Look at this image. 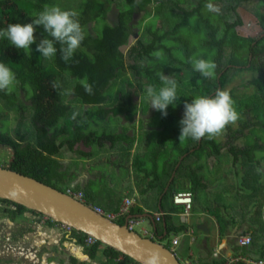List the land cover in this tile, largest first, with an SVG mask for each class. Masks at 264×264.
<instances>
[{
	"label": "trees",
	"instance_id": "1",
	"mask_svg": "<svg viewBox=\"0 0 264 264\" xmlns=\"http://www.w3.org/2000/svg\"><path fill=\"white\" fill-rule=\"evenodd\" d=\"M252 1L0 0V29L6 28L8 24L30 23L45 5H59L62 9L78 11L80 23L86 33L85 40L75 53L74 61L68 63L60 58L59 52L51 58H44L35 50L39 41L47 35L42 26H37L36 43L30 50L17 49L7 39L0 38V61L6 62L13 69L17 77L16 84L25 90L26 95L31 93L28 87L32 91L30 99L25 96L28 101L30 100L29 104L21 99L17 88L10 93L0 91V100L14 111L16 119L15 134H8L2 130L4 120L3 113L0 111V146L12 149V159L6 168L36 178L63 192L68 187L80 189V185H72L75 174L62 162L64 155L61 149L66 144L72 150L80 141L84 144H93L96 139L93 135H113L112 138L117 135H128L126 128L119 132L115 131L116 127H111V131H102V124L109 118L135 123L137 117L154 109L143 102L144 98L141 102L139 101V104L137 103L132 78H142L141 81L137 80L141 88L143 84H146L142 94L144 97L148 86L152 85L157 89L162 86L158 73L174 76L178 81L179 90L182 87L184 89L180 90V95L188 94L189 99L185 103H191L194 99L191 97L213 96L212 92L228 83L227 72L230 69L248 70L253 78L242 86L254 85L257 91L252 90L248 94L246 92L241 98L246 107L254 108L259 98L258 92L264 88V0H257L261 3V9L253 10L262 34L249 37L240 35L236 30V26L242 24L237 8ZM208 3L217 6L219 12L209 11L205 7ZM218 3L221 5L219 6ZM113 5L116 6V13L113 19L108 21L107 16L112 11ZM138 13H143L137 22L140 25L144 24L142 29L144 31L132 43L130 38L135 27L134 19ZM157 20L161 21V25L157 23ZM57 47L59 48V45ZM123 47H127L126 51L122 49ZM175 52L179 54L176 55ZM199 55L203 59L208 57L213 59L216 64L213 77L204 78L199 72L193 70L190 58L193 56L198 58ZM144 58H146L145 62L142 61ZM176 69L180 70L182 77H178ZM185 69H188L189 74L192 75L190 80ZM84 80L93 86V94L89 95L81 86ZM53 81L59 82L60 87L54 89ZM199 82L203 83L201 87L197 85ZM229 92L233 98H236L233 95L236 93L234 89ZM69 96L71 98H67ZM146 97L149 98L147 95ZM179 102L180 99L177 98L176 104ZM29 106L31 114L28 116ZM172 106H168L167 112ZM238 110L243 114L247 113L248 118L253 116L249 111L244 112L242 107H238ZM179 117L182 120L183 116ZM27 118L33 128V141L27 139L24 131ZM172 129V132L176 133L166 137V140H174L173 153L177 154V158L168 161L163 171L158 172L157 169H152L157 174L143 189L146 191L155 186L160 189L159 195L162 197L159 209L161 211L164 210L163 201L168 195L172 196L169 211L160 216L159 221H156L153 216L155 220L153 238L157 239L165 230L167 231L160 241L168 239L171 234L178 235L189 230L187 222L173 221L175 215L178 216V213L183 212V207L173 202V194L178 191H190L193 198L195 197L204 179L203 176L197 175L196 171L203 169V166L197 164L202 158L208 159L211 155L216 159L224 158L228 153L233 158V163H238L239 159L242 160L240 162L242 166L244 164L259 167L264 162V155L260 152H264V143L258 141L257 135H245V145L234 146L233 141L236 135H241L243 130L233 131L230 125L226 128L229 136L226 142L227 144L230 142V145L224 153H222L220 140L217 142L214 138L208 139L205 136L199 143L198 140L188 138L191 146H187L179 142L178 132L181 128L178 126V131H175V127ZM61 135L72 136L66 141L65 139L58 141ZM84 135L89 136L83 138ZM138 135L147 134L142 131ZM185 153H187L186 156ZM91 155V151L86 154L88 157ZM181 156H183L182 160L179 158ZM190 156L194 157L193 163H185ZM143 165L142 159L135 157L133 167L142 170ZM181 170H184L185 174L178 178L177 174ZM162 177H166L165 182ZM166 185H168L167 190L163 193ZM255 187L259 191V183ZM84 195L87 202H92L86 197L88 196L86 192ZM0 201L16 206V211L12 212L13 218L25 211H31L7 199L0 198ZM154 208H157L156 204ZM214 209H216L214 215L220 225V235L224 236L225 225L234 224L236 220L223 215L219 207ZM140 211H142L140 207L131 208V214ZM0 212L3 213L2 208ZM236 217L239 222L243 220L240 213ZM47 222L52 224L51 220ZM117 222L123 224L125 219H119ZM196 229L198 228L193 226L195 234L203 233L200 229ZM74 232L80 241L88 236L83 232ZM250 237L251 242L248 245L236 243L239 237L236 241L233 240L234 237H230L233 257H236L230 264L258 262L264 264V233H255ZM103 247L106 248L107 253L105 258L100 260L101 264L134 262L129 256L98 240L87 246L85 251L91 260L96 261ZM214 258L211 261L204 260L201 264H224L228 261L225 256H214ZM70 260L74 264L82 263L75 257H71Z\"/></svg>",
	"mask_w": 264,
	"mask_h": 264
},
{
	"label": "rangeland",
	"instance_id": "2",
	"mask_svg": "<svg viewBox=\"0 0 264 264\" xmlns=\"http://www.w3.org/2000/svg\"><path fill=\"white\" fill-rule=\"evenodd\" d=\"M196 1L197 0H195V2ZM218 5L220 6L221 3H218ZM115 7L116 6L113 5L112 11L108 13L107 16L108 21H111L113 19L114 14L116 13ZM256 8L261 9V3L257 0H253L252 2L243 4L237 8V11L239 12L242 20V24L236 26V30L240 35L257 37L260 34H262V29L258 25L256 21V17L253 14V10H256ZM142 15L143 13H138L135 16L134 19L135 27H133V35L130 38V42L132 43H134L138 38V36L144 31L142 30L144 24L142 23V25H140L139 22H137V20L141 19ZM157 23L161 25L160 20H157ZM170 43L173 44L174 42L170 41ZM126 48L127 47H123L122 49L126 51ZM175 54L178 55L179 53L175 52ZM198 58H201V56L199 55ZM145 60L146 58H144L142 61L145 62ZM206 60L213 61V59H211L210 57L206 58ZM225 60L226 59H224V61ZM185 72H187L188 79L190 80L192 75L189 74L188 69H185ZM177 75L178 77L179 76L182 77L180 70H177ZM227 78H228V83H226L221 88L219 87L220 90L230 91L231 89H234V91L236 92L233 93V95L236 97L234 98L236 101V108L242 107L244 109V112L249 111L253 114V116H250L248 118L247 113L243 114L242 111L238 110L239 119L234 124H230V127L233 131L243 130V132L241 133V135L239 134L236 135V138L233 141V145L238 147L244 146L245 135H257L256 137L258 138V141L260 143L262 142L264 143V88L261 92H258L259 98L257 100V105H255L254 108L246 107L241 97L245 96L246 92L248 94L249 92H252V90L257 91V88L254 85L244 86V87L242 86L243 83H247L248 80L253 78L252 73L248 70L242 71L240 69L235 68V69H230L227 72ZM137 80L141 81L142 78H137V79L132 78L133 87L134 90L136 91L135 94L137 95L136 96L137 103L139 104L140 96L143 94L146 84H143V87L141 88V84H139ZM197 85L201 87L203 83L199 82ZM16 88L20 93L21 99L24 100L26 104H29L30 100L28 101L25 96H28V98L30 99L32 95V91L30 87H28V89L31 92L29 93V95H26L25 90L20 86L18 87V85L15 83L13 89ZM182 89L183 87L180 88L181 91ZM180 90L178 87L177 97L178 99H180V102L175 107L172 106L168 109L167 116L163 115L161 111H157L156 109H153L151 112H147L142 116L137 117L135 123H129V122L126 123L123 120L111 119V118L107 119V121L105 122L103 121L104 124H102L103 127L102 131L103 130L111 131L113 127H116L115 131L119 132L122 131V129L126 128L125 131H127L128 135L126 136L117 135L115 137V139H117L118 141L112 143L115 144L116 147L118 148L116 151L113 150L111 151L109 147L111 141L108 139L113 135H93L96 137V139L95 142H93V144L90 145V150L92 149L91 151L92 155L89 157H91V159L86 164L84 162H80L79 163L80 165L76 169V173H77V170L79 171L83 169L84 166L90 165L91 169H97L100 172H102L100 176L101 180L94 181V184H92L93 187L87 185V187L84 188L87 194H89L90 191H92L93 194L100 192L101 195H103L104 197L109 196L115 198L117 197V194L121 196L123 189L132 188V185L135 183L137 184L136 186L137 190H139L140 188L141 189L145 188L154 179V175L157 174L156 172H153L152 169H157L158 172L160 170L163 171L164 167L167 166L166 163L168 161H173L175 158H177V156L173 153L175 149L174 140L171 139L166 140V137H168L169 135H174L176 133V132H172L173 130L172 127H175L176 129L175 131H178V126L181 128V124H180L181 119L179 116H184V111H185L184 103L188 101L189 97L188 94L185 93L183 94V96L180 95ZM67 98H71V96ZM143 98L146 100V101L144 100L143 102L146 105L149 104L151 107L150 98L147 99L146 95H144ZM191 98H195V97H191ZM70 103H73V101L72 102L70 101ZM0 111L3 113V120H4L2 122L4 125L2 127V130L7 132L8 134L14 135L15 134L14 128L16 125L14 111L1 100H0ZM30 114H31V108L29 106L28 116ZM24 131L27 135V139L33 141L32 140L34 139L33 128L29 123L28 118L24 123ZM142 131L146 132L147 135H138ZM180 134H181V130L178 132V135ZM129 135H134V138L138 141L139 148L136 150L135 157H140L142 159V163L144 164L143 165L144 169L142 170H138L136 167L135 168L133 167L132 170H129L128 164L129 161H131V157L129 154V152L131 151L130 149L131 143L127 139L130 138ZM71 136L72 135L69 136L61 135L58 138V141H63V139H65L66 141V139ZM88 136L89 135H84L83 138ZM228 138L229 136L227 135L226 130L223 132V134L214 138L217 142H219L220 140V143L222 144V153H224L230 145V142L228 144L226 142ZM188 143L189 140L187 139L182 144L189 145ZM82 144H80L79 142L76 143L75 149L72 150H70L69 145L68 146L66 144L63 145L61 149V153L62 155L66 156V158L69 159L68 161H70L67 167L71 169L74 168L75 160L77 159H80L82 161L88 160L89 157L86 156V154H89V151L85 150V147H83ZM260 152L262 155H264V152L262 151ZM217 158L218 159H216L215 156L211 155L208 159L202 158L197 163L198 165L203 166L202 170H196V171H197V175L203 176L204 178L203 182L205 183V186L199 188L197 190L195 197L193 198L192 207L190 209L189 215L187 216L191 224L195 228H197L199 224L205 221V215H204V217H200V219H202V222L201 223L198 222L199 216L202 214L201 212L202 210L204 209L211 210L217 206L222 208V206L224 205L229 206V209H227L226 213H232L238 211L240 215L244 216L246 211L249 210V213L252 212V216L255 219L254 222L261 221V219H264V203L262 206L261 204H257L259 197L261 196L264 197V162H262L261 166L259 167L257 166L252 167L244 164L242 166L240 163L242 162V160L240 159L237 161L238 163H233V158L228 153L224 156V158L221 157H217ZM11 159H12V149L7 146H0V166L7 167ZM193 160L194 157L190 156L185 160V163L192 164ZM146 169L147 171H145ZM184 174H185L184 170H181L177 174V177L178 178L183 177ZM247 182H249L250 185ZM258 183H259V191H257L255 188V186L258 185ZM95 185H99V189L96 191H94ZM147 192L152 193V195L150 196L149 194H147L146 196H144L145 201H151L156 197V195L158 196V190L156 189L148 190ZM242 198H244L247 202H244ZM137 200H138V204H140L141 200L139 199V197L137 198ZM171 202H172V196L168 195L164 200V203L165 204L168 203L170 206ZM238 202L248 203L249 206L248 208H244L243 205L242 206L238 205V208H236ZM155 204L156 202L152 203L149 206L150 211L148 212L152 215L153 212L155 211L154 208ZM173 221L175 222L181 221L180 214H178V216L175 215ZM133 229L142 236L151 237L153 226L151 225L149 219L147 217H144L142 221L134 225ZM143 229H145L146 232H144ZM178 236L181 243L175 246V249L177 251L182 250V248L184 247L186 248L189 239L185 237L183 234H178ZM174 237L175 235L171 234L168 237V239H164V241H162L163 244L166 245L168 241L172 240ZM192 237L194 238L196 236L192 235ZM231 237H234L233 240L236 241L239 235L238 233H235ZM204 239L205 236H203L201 232H197V241L194 242L193 246H191V249L194 252L192 258L207 254V250L199 242ZM206 242L208 248H211L213 246L212 238L206 240ZM181 246L183 247L181 248ZM106 253H107L106 248L103 247L102 253L98 254L96 261H93L91 259L85 260L86 262L85 264H101L100 260L105 258ZM178 255L180 256L179 253Z\"/></svg>",
	"mask_w": 264,
	"mask_h": 264
},
{
	"label": "clouds",
	"instance_id": "3",
	"mask_svg": "<svg viewBox=\"0 0 264 264\" xmlns=\"http://www.w3.org/2000/svg\"><path fill=\"white\" fill-rule=\"evenodd\" d=\"M205 7L209 11L219 12V8L212 3L206 4ZM37 26H42L47 33L35 49L42 57L51 58L59 52L60 58L65 63L74 61L76 51L86 38L78 11L62 9L59 5H45L32 22L8 24L6 28L0 29V38L7 39L17 49L30 50L31 46L36 43ZM190 63L193 70L199 72L204 78L214 75L216 64L213 61L193 56L190 58ZM158 76L162 86L158 89L152 85L148 86L146 95L150 98L151 108L167 116L168 106L177 105L179 85L174 76H166L164 73H158ZM16 80V73L13 69L6 62L0 61V91L10 93ZM81 86L86 93L93 94V86L87 80L82 81ZM52 87L59 88V82L53 81ZM142 99L141 95L140 102ZM184 107V116L180 121L181 134L178 138L180 143L188 138L200 140L207 136L208 139H213L223 134L228 125L234 124L239 119L236 101L227 90H218L213 96H196L191 103H185ZM170 243L171 240L167 247L171 249ZM178 258L181 260L179 256ZM235 259L236 257H232L229 261L227 258L228 264ZM85 263V261L82 262V264Z\"/></svg>",
	"mask_w": 264,
	"mask_h": 264
},
{
	"label": "water",
	"instance_id": "4",
	"mask_svg": "<svg viewBox=\"0 0 264 264\" xmlns=\"http://www.w3.org/2000/svg\"><path fill=\"white\" fill-rule=\"evenodd\" d=\"M0 198L23 205L31 211L43 213L57 222L68 224L134 261L145 264H185L160 241L167 234L166 230L157 239L142 236L135 230H130L127 222L120 224L113 221L63 191L2 166ZM147 217L154 227L155 220L152 214L149 213ZM197 227L208 233L206 222Z\"/></svg>",
	"mask_w": 264,
	"mask_h": 264
},
{
	"label": "built area",
	"instance_id": "5",
	"mask_svg": "<svg viewBox=\"0 0 264 264\" xmlns=\"http://www.w3.org/2000/svg\"><path fill=\"white\" fill-rule=\"evenodd\" d=\"M65 193L85 203L95 212L102 214L113 221L117 222L119 219H125V222H127V226L130 230H134V225L140 222L131 214V208L135 203L133 197L123 198L121 204L116 210L105 211L101 206L93 205L92 203L87 202L82 189L76 190L73 187H68ZM173 202L183 207V212L180 214L187 217L192 207V193L190 191L175 192L173 194ZM10 206L12 210L16 211V206L14 204H11ZM3 207H5V205L0 201V209ZM163 214H165L163 211L154 214L155 220L159 221L160 216ZM21 218L26 219L25 224L21 226L22 231H19L16 229V226H13L15 229L7 231V234H4L5 231L1 228L8 229V224L12 225L13 221H17ZM6 220L7 224L3 223V225L0 226V264H74L71 260L69 262L68 259L70 257H75L78 262H84L85 260L90 259L89 255L85 251L86 247L97 241L90 235H88L83 241H80L77 235L74 234V231H80L74 229L68 224L57 222L46 215H44L42 221L39 223L37 221L36 212L25 211L16 218L12 217L11 220ZM49 220L52 221V224H48L47 221ZM143 230L146 232L145 229ZM151 236H153V233ZM250 242V235L239 236L237 240V243L240 245H248ZM178 244V237H174L171 240L170 246L172 252H174L177 257L179 255L175 246ZM73 247H77L79 253L83 256H80L78 252H74L72 250ZM213 256L219 257V253L214 252ZM184 263L196 264L190 260H185ZM228 263L229 262H226L224 264ZM130 264L145 263L134 261Z\"/></svg>",
	"mask_w": 264,
	"mask_h": 264
},
{
	"label": "crops",
	"instance_id": "6",
	"mask_svg": "<svg viewBox=\"0 0 264 264\" xmlns=\"http://www.w3.org/2000/svg\"><path fill=\"white\" fill-rule=\"evenodd\" d=\"M129 137L130 138H127V139L131 143V145H130L131 151L129 152L130 157H131V161H129L128 167H129V170H132V168H133V160L135 159L136 150L139 148V144H138V141L134 138V135H129ZM109 140L111 141L110 145H109L111 151L112 150L116 151L118 148L112 142H115V141H118V140L115 139V138H112V137L109 138ZM79 143L82 144L83 142L80 141ZM83 144H82V146L85 147V150L92 151V149L90 150L91 143L90 144H86V145H83ZM188 144L190 145V143H188ZM189 145H187V146H189ZM74 149H75V146H74ZM105 152H107V151H105ZM104 154H107V153H104ZM175 155L177 156V154H175ZM90 159H91V157H89L88 160H86V161H82L80 159H77V160H75L74 168H72L73 174H75L74 179H73L74 183H76L77 185H80L84 192H86V190L84 188H86L87 185H90V186L93 187L92 184H94V181L101 180L100 176H101L102 172H100L97 169H91L90 165H86L87 167L84 166L83 169H81L79 171L77 170V173H76V169L80 165L79 163L80 162H84L86 164L87 162L90 161ZM68 160L69 159L66 158V156H63V158H62V162L63 163L68 165V163L70 162ZM252 167H254V166H252ZM95 171H97V172H95ZM162 180L165 182L166 181V177H162ZM247 183L250 185L249 182H247ZM136 186H137V184L135 183V184L132 185V188L123 189V191L121 193V196L119 194H117V197H115V198L109 197V196L104 197L103 195H101L100 192H97V193L93 194L92 191H90L89 194H87L88 196H86V197H88L89 200L90 199L92 200V202H90V203H92L93 205L101 206L105 211H114V210H116L119 207V205L121 204L123 198H125V197H133L134 200H135V203H134L133 207L142 208V211L135 212V213L132 214L139 221H142L144 217H147V214H149L148 211H150L149 206L152 203H154V202H156V207L158 209L157 208L155 209V211L153 212L152 216H154V214H156V213H160L161 210L159 209V205L161 203V197H162V195H159L160 189L157 186H155L153 188H150L149 190H153V189L158 190V196L159 197L156 195V197L153 200L145 201L144 200V196H146L147 194H149L151 196L152 193L147 192L148 190L144 191L143 190L144 188H142V189L140 188L139 190H137ZM204 186H205V183L203 182L201 187H204ZM167 187H168V185H166L164 187L163 193H165V191L167 190ZM98 189H99V185H95L94 186V191H96ZM138 197L141 200L140 204H138V200H137ZM242 200L244 202H247L244 198H242ZM258 201L260 203H258ZM258 201H257V204H261L262 203V205H263L264 197L263 196L259 197ZM244 202H238L237 205H236V208H238V205H240V206L243 205L244 208H248L249 204L248 203H244ZM163 205H164L163 212L164 213L168 212L169 211V209H168L169 208V204L168 203L165 204L164 201H163ZM218 207L219 206H217L216 208H218ZM219 208L221 209V212H222L223 215H226L227 218H228V216H229V218L232 217V219L234 218L236 221L233 222L234 224H230V223H229L230 225L226 224L225 228H224V231H223L224 236H221L220 235V231H221L220 230V225H219V222L216 219V216L214 215V212L216 211V209H214V210L213 209H211V210H208V209L202 210L201 211L202 214L199 216V221L198 222L201 223L202 219H200V217H204V215H205V221H203V222H206V224H207L208 233L206 234V233H204L202 231L203 232L202 234L207 236V237L204 240H201L199 242H200V244L202 246L205 247V249L207 250V254L206 255H202V256H197L195 258H192V256L194 255V252L191 249V246H193L194 242L197 241V234L193 233V225L188 220V218L185 217V216H182L180 213H178L181 216V221L182 222H187V224L190 227L188 231L182 233L185 237L189 238L188 239V243L186 245V248L185 247L182 248L183 246H181L182 250L178 251V253L180 254L179 257L181 258L182 261L190 260L191 262H195L196 264L202 263L204 260L211 261V260L215 259L214 256H213L214 252H218L220 257L225 256L228 259H230V258L233 257V253H232V249L233 248H231V246H230L229 239H230V237L233 234L238 233V235H242V234L253 235L255 233H258V234L259 233H264V219H261V221L254 222L255 219L252 216V212L249 213V210L246 211L245 215L243 216V220L239 222V221H237L238 218L237 217L235 218V216L238 214V211L237 212H232V213H226L227 209H229L228 205H224V206H222V208L221 207H219ZM148 219H149L151 225L153 226V223L151 222L150 218H148ZM152 233H154V232L152 231ZM192 235L196 236V237L193 238ZM175 237H179V236L175 235ZM210 238L213 239V246L211 248H208L206 240H208ZM180 243L181 242H179V244Z\"/></svg>",
	"mask_w": 264,
	"mask_h": 264
},
{
	"label": "flooded vegetation",
	"instance_id": "7",
	"mask_svg": "<svg viewBox=\"0 0 264 264\" xmlns=\"http://www.w3.org/2000/svg\"><path fill=\"white\" fill-rule=\"evenodd\" d=\"M218 90H220V88L218 89ZM217 92V89L214 91V92H212V95H214L215 93ZM199 141V143L201 142V139L200 140H198ZM189 146H191V143H190V145ZM185 156L187 155V153H185L184 154ZM180 158V160H182V158H183V156H181V157H179ZM2 202V201H1ZM4 205H5V207H3L2 208V211H3V213L2 212H0V226L1 225H3V223H6L7 224V220L6 219H9V220H11V218H12V212H14V210H12V208H11V206H10V204H8V203H3ZM28 212V211H27ZM29 212H31V211H29ZM36 214H37V221L40 223L41 221H42V218L44 217V215L45 214H43V213H40V212H36ZM24 216V215H23ZM47 216V215H46ZM11 217V218H10ZM25 217V216H24ZM26 218V217H25ZM25 218H21V219H19V220H17V221H13V224L11 225H9L8 224V229H4V228H1V229H3L4 231H5V233L4 234H7L6 232L7 231H11V230H13V229H15L13 226H16L17 228L16 229H18L19 231H22V228H21V226H23L24 224H25V221H26V219ZM198 228V227H197ZM1 229H0V234H1ZM199 229V228H198ZM201 230V229H200ZM0 242H1V238H0ZM83 256V255H82ZM71 258V257H70ZM70 258L68 259L69 260V262H70ZM0 262H1V258H0Z\"/></svg>",
	"mask_w": 264,
	"mask_h": 264
},
{
	"label": "bare ground",
	"instance_id": "8",
	"mask_svg": "<svg viewBox=\"0 0 264 264\" xmlns=\"http://www.w3.org/2000/svg\"><path fill=\"white\" fill-rule=\"evenodd\" d=\"M72 250H73L74 252H78V253H79V251H78V248H77V247H73V248H72ZM79 254H80V256H82V255H81V253H79Z\"/></svg>",
	"mask_w": 264,
	"mask_h": 264
}]
</instances>
